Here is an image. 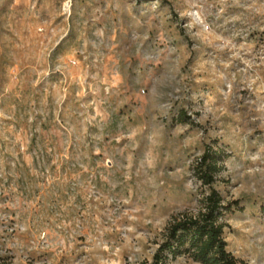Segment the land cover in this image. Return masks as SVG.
Masks as SVG:
<instances>
[{
  "label": "rangeland",
  "instance_id": "obj_1",
  "mask_svg": "<svg viewBox=\"0 0 264 264\" xmlns=\"http://www.w3.org/2000/svg\"><path fill=\"white\" fill-rule=\"evenodd\" d=\"M207 149L264 264V0H0V264H151Z\"/></svg>",
  "mask_w": 264,
  "mask_h": 264
},
{
  "label": "trees",
  "instance_id": "obj_2",
  "mask_svg": "<svg viewBox=\"0 0 264 264\" xmlns=\"http://www.w3.org/2000/svg\"><path fill=\"white\" fill-rule=\"evenodd\" d=\"M184 113L176 118L184 122ZM220 155L207 149L195 167L197 180L208 187L196 213L184 214L174 219L166 228L164 240L153 255L151 264H167L186 257L198 264H236L235 257L227 250L223 238L225 216L231 205L213 188L215 174L219 172Z\"/></svg>",
  "mask_w": 264,
  "mask_h": 264
}]
</instances>
